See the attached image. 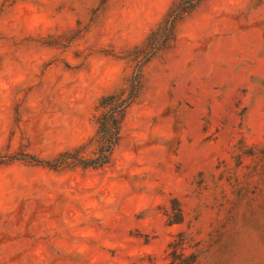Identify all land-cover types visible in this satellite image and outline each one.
I'll return each mask as SVG.
<instances>
[{"label":"rangeland","instance_id":"1","mask_svg":"<svg viewBox=\"0 0 264 264\" xmlns=\"http://www.w3.org/2000/svg\"><path fill=\"white\" fill-rule=\"evenodd\" d=\"M179 1L0 0V264H264V0Z\"/></svg>","mask_w":264,"mask_h":264},{"label":"trees","instance_id":"2","mask_svg":"<svg viewBox=\"0 0 264 264\" xmlns=\"http://www.w3.org/2000/svg\"><path fill=\"white\" fill-rule=\"evenodd\" d=\"M201 0H180L174 4L164 19L151 31L143 44L138 48L139 54L147 57V61L157 53L168 49L175 39V29L178 21L187 13L192 11ZM138 90V86L136 87ZM126 100L118 96H108L101 100L99 109L102 114L98 118L102 127V139L104 143L114 134L119 139L121 124L128 107ZM111 148V147H109ZM112 149V148H111ZM177 264V263H176ZM178 264H186L185 260Z\"/></svg>","mask_w":264,"mask_h":264}]
</instances>
